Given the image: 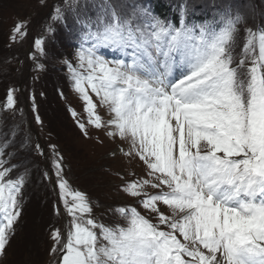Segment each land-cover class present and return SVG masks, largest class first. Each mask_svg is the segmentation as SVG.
Instances as JSON below:
<instances>
[{
	"label": "snow or ice",
	"instance_id": "snow-or-ice-1",
	"mask_svg": "<svg viewBox=\"0 0 264 264\" xmlns=\"http://www.w3.org/2000/svg\"><path fill=\"white\" fill-rule=\"evenodd\" d=\"M77 4L65 0L53 17L63 20L67 10L80 25L75 63H62L87 124L126 141L120 151L142 162L147 178L123 184L134 203L111 209L123 224L99 222L87 195L65 179L52 145L51 171L71 217L65 233L50 232L58 264H264V23L244 27L240 44L247 18L231 6L197 22L185 3L177 26L142 3L103 0L95 19ZM26 26L18 21L11 39L26 35ZM43 45L35 40L46 55ZM15 104L9 90L5 108ZM77 125L87 137L85 123ZM6 147L0 145V258L15 236L27 176H12L24 166L10 164L11 153L4 158Z\"/></svg>",
	"mask_w": 264,
	"mask_h": 264
},
{
	"label": "rangeland",
	"instance_id": "rangeland-1",
	"mask_svg": "<svg viewBox=\"0 0 264 264\" xmlns=\"http://www.w3.org/2000/svg\"><path fill=\"white\" fill-rule=\"evenodd\" d=\"M124 2L129 5L146 4L161 18L167 17L175 23H178L179 8L185 3L195 10V15H190L189 20L197 22L211 19L219 7L231 6L234 12L239 11L247 18L246 25H241L240 44L243 43L244 27L264 23V0ZM102 3L103 0H78L77 7L81 14L87 13L95 19ZM57 7L65 9V0H0V145L8 144L4 158L9 159L8 153L13 154L10 164L24 166L18 167L12 173L13 177L27 170L15 236L7 255L0 258V264H58L59 254L50 251V232L59 229L65 233L71 217L67 215L68 223L63 222L59 211V207H63L59 189L57 187L56 192L52 187L55 181L51 171L52 145L63 157L65 179L72 189L87 195L94 205L93 215L99 222L123 224L124 221L111 211L116 206L134 203L133 198L121 190L123 184L147 178L142 162L130 163L120 151H127L126 141L112 140L104 134V129H95L87 124L85 105L73 90L68 68L62 63L64 59L75 63L80 25L75 22L73 13L67 10L63 20L53 19ZM18 21L27 22L26 35L17 34L13 40V28ZM49 26L52 31H48ZM38 38L44 40L46 55L35 48ZM105 50L101 49V52L106 58H114L111 50ZM236 51L239 52V47ZM9 90H14V109L5 108ZM73 111L77 114L75 118ZM97 111L105 120L109 118L105 108L98 106ZM37 117L39 122L35 121ZM77 121L85 123L87 137L79 129ZM36 145L49 161L47 168L51 177L48 175L47 179L44 178L46 164L39 157ZM50 147L51 151L47 149ZM146 191L156 190L149 188ZM139 211L147 215L143 208Z\"/></svg>",
	"mask_w": 264,
	"mask_h": 264
},
{
	"label": "trees",
	"instance_id": "trees-1",
	"mask_svg": "<svg viewBox=\"0 0 264 264\" xmlns=\"http://www.w3.org/2000/svg\"><path fill=\"white\" fill-rule=\"evenodd\" d=\"M160 6V5H159ZM162 6L163 8H166V4L164 2H162ZM163 8H160V9H163ZM164 10V9H163ZM175 23V22H174ZM178 25V23H176Z\"/></svg>",
	"mask_w": 264,
	"mask_h": 264
}]
</instances>
